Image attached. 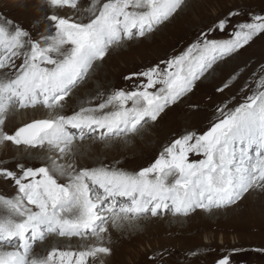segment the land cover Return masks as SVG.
<instances>
[{
	"label": "snow or ice",
	"instance_id": "snow-or-ice-1",
	"mask_svg": "<svg viewBox=\"0 0 264 264\" xmlns=\"http://www.w3.org/2000/svg\"><path fill=\"white\" fill-rule=\"evenodd\" d=\"M43 2L76 15L47 14V25L35 32L0 19V144L33 150L47 146L70 162L58 163L51 156L39 166L0 162V182L16 189L12 196L0 194V264H104L113 252L110 226L135 227L137 221L167 213L213 214L254 193L264 195V61L241 87L242 100L216 104V119L207 128L186 126L147 166L129 170L118 160L103 159L80 163L81 157H91H78L73 147L85 140L127 142L176 108L199 110L192 97L204 81L221 63L264 40V9L230 10L179 54L127 74L126 87L103 86L100 92L97 85L90 99L73 107L74 94L88 86L113 50L149 38L189 0H90L84 13L78 0ZM216 32L229 38L210 35ZM247 68L245 61L244 68L228 71L214 94L231 91ZM38 107L49 115L9 128L10 109ZM50 236L92 237L94 242L34 254L35 246ZM255 251L264 254V248ZM150 259L157 264V257ZM215 264H232L231 255Z\"/></svg>",
	"mask_w": 264,
	"mask_h": 264
},
{
	"label": "rangeland",
	"instance_id": "rangeland-1",
	"mask_svg": "<svg viewBox=\"0 0 264 264\" xmlns=\"http://www.w3.org/2000/svg\"><path fill=\"white\" fill-rule=\"evenodd\" d=\"M15 1L17 0H4L3 3L0 0V19L7 17L8 20L14 21L16 24L18 23L17 25H22L29 31L35 32L37 28L42 31V27L47 25L45 16L52 12H58L46 11L43 20L38 25L29 14L15 7ZM89 3L90 0H80L78 3L79 10L83 11L84 9L85 11L89 7ZM237 7L244 8L245 12L248 13H259L264 9V0H189L188 6L182 10L183 12L180 11V13L175 14L169 21L160 26L154 34H150L149 38L130 43L129 45L132 47V50H126V48L122 54L115 55L114 58L111 53L110 58L106 59V62L96 70L91 81L96 85H102L105 80L103 77L98 78L99 74L104 75L108 70L113 69L121 70L119 74L121 76L117 75L113 80L109 81V84L113 83L115 88L126 87L129 82L124 77L127 74L133 70L138 71L147 65L157 63L161 59L179 54L195 41L197 34L201 30L206 32L208 26L212 25L217 17L227 15L230 10H235ZM59 13L67 16L76 15V12L71 9H59ZM43 22L46 24L44 25ZM210 35H214L216 39L229 38L223 32L210 33ZM245 61L248 62V68L241 72L240 78L231 91H226L224 96L214 94L213 89L219 84L223 76L231 69L236 68L237 65L240 68H244ZM259 61H264V40H257L243 56L235 60H228L227 63H221L220 70L214 76L204 81L196 92V95L192 97V101L200 105L199 110L189 111L187 106L176 108L165 116L164 120L156 125L155 128H144V134L138 137V139L143 141L146 134L151 140L144 143V146H156L158 149L150 156L151 158H146L136 164L134 169H138L140 166H147L162 151L163 147L178 132L184 130L186 126H190L193 130L207 128L209 123L216 119L214 115L215 107L222 100L230 105L234 104L237 100H242L243 94L240 92V89L251 75V72L258 70ZM90 92H93L90 88H83L74 94L73 99H79L83 93H85L83 94L84 96H87ZM22 112L24 113L25 111L22 110ZM157 129H161L162 132H155ZM131 138L133 137L128 138L130 139L128 143L130 146L135 144ZM1 145L4 148H8L6 147L7 144ZM4 152L3 150L0 151V162L7 164V162L11 161V157L6 156L7 152ZM33 152L37 154L46 153V156H51L45 149H25L20 152L18 148L13 150V157L17 159L21 153L32 155ZM89 156L91 158L86 160L90 162H96L100 158L106 161L118 160L120 164L126 163L125 165H130L133 162L130 159L126 161L118 157L117 154H111L107 151L92 153ZM79 162L84 163L82 159ZM40 163L25 164H36L39 166ZM15 165L13 163L7 166L14 167ZM15 192L14 185L0 182V194L12 196ZM220 211L222 213L213 220H207L204 216L194 219L191 222V226H189L187 220L191 217L195 218L196 213L188 217H180L167 213L162 214L158 218L140 220L135 227L129 228L131 232L120 235L126 239H136L134 240V245L129 247V253L125 258L120 260L111 255L110 260H104V264H152L150 258L153 256L157 257V264H215V261L225 254L231 255L232 264H264V254L255 251L256 249L264 248V195L254 193L240 204ZM169 217L182 218L185 225L183 227H174L170 223H165L167 220L163 222ZM56 238L58 239L59 237ZM48 239L44 242L46 243ZM63 239L70 242L73 240L72 237ZM74 240L80 241L81 238L77 237ZM82 242L84 245H91L94 239L87 240L86 237ZM42 243H38L35 246L34 254L39 253L38 255L41 256L47 254L41 252L39 248ZM8 248L10 249V246ZM234 248L237 251L233 253L232 250ZM246 250L247 252H245ZM192 251H198V255L191 256L190 253Z\"/></svg>",
	"mask_w": 264,
	"mask_h": 264
},
{
	"label": "bare ground",
	"instance_id": "bare-ground-1",
	"mask_svg": "<svg viewBox=\"0 0 264 264\" xmlns=\"http://www.w3.org/2000/svg\"><path fill=\"white\" fill-rule=\"evenodd\" d=\"M2 1L4 3V0H2ZM79 1L80 0H78V3H79ZM14 5L20 11H23L26 14H29L35 20V22L38 25L43 20V16H44L46 11H48V12H50V11H58L59 12L58 9H53V8L47 7L44 4L43 0H17V1L14 2ZM88 5L90 6V3ZM80 12L84 13L85 11L83 9V11H80ZM188 13H190V12H188ZM43 24H44V22H43ZM131 48L132 47L130 45L128 47H125V48L124 47L117 48V49L112 51V56L114 58L115 55L122 54L125 51V49L129 50ZM100 70H102V69H100ZM120 71L121 70L113 69V70H108L104 75L103 74H99V76H98V74H97L98 78L103 77L104 80H105L103 82V84L101 85V87L99 88V91L100 92H104L105 91V87H103V86H108V87H111V88H115L113 86V83L109 84V81L111 79L113 80V78H115L117 75H119ZM124 73L126 74V72H124ZM101 75H103V76H101ZM119 76H121V75H119ZM93 77H94V75H93ZM93 77H92V79H93ZM96 80H98V79H96ZM87 87L90 88L93 91L92 93H95L97 91V85L95 83H93V81H91L88 84ZM83 94H85V93H83ZM83 94L80 95L79 99H73L72 98L71 104H72L73 107H78L81 102H85L88 99H90V96H88V95L84 96ZM22 110L25 111V112L23 113ZM48 115H49L48 111L46 109L40 108V107H38L36 109L29 108V109H26V110H24V109H10L9 110V120L7 121V123L9 125V128L11 129V128L23 126L25 123H29L33 119L46 118ZM155 126H153L152 124H147V125H145V128H147V129L148 128H155ZM155 132L161 133L162 130L161 129H157ZM143 134H144V130L139 135L131 138L133 140V142L135 143L134 145H131V146L128 144L129 140H130V139H128L127 142L117 141V142H110L108 144H99V143H96V142L91 141V140H85L82 143L74 144L73 147H74V150L78 149V151H77V156L78 157H81V154L90 155L92 153H99L100 151H107V152H109L111 154H117L118 157L123 158L126 161L128 159H130L131 161H133L130 165H125L126 163H124V164H120V166H124L127 169L132 170V169H134L136 164H138L140 161L142 162V160H144L146 158H149L158 149V147H156V146H153V147L152 146L151 147L144 146V143H147L151 139H150V137L148 135L145 134L144 135V140L140 141L138 139V137H141ZM162 135H164V134L162 133ZM160 137L163 138L162 136H160ZM6 144H7L6 147H8V148H4L0 144V151L3 150L5 152H7L6 156H8L9 158L11 157L10 158L11 161L7 160L9 162H7V164H5V165H10V164H13V163L16 164L18 161L19 162H24L26 164H30V163H34V162H41L40 163V165H41L44 162V157H47L45 155L46 154L45 152H44L45 154H43V153H38L37 154V153L33 152L32 155H29L28 153H26V154L21 153L20 157L15 159L13 157V150L19 148V150L21 152V151H23V150H25L27 148H25L23 146H19V147L15 146V145L11 144V142H8ZM38 149H41V148H38ZM43 149H45V151H47V153L49 152L51 154V157H54L55 159H57V161L59 160L58 163H68V162H70L68 160L66 161V160L58 158L57 154L54 151H49L47 146H45ZM80 159H82L84 161V163H88V164H94L95 163V161L94 162H90V161H88V160H86V159H84L82 157ZM221 213L222 212L220 210L214 212L213 214L196 213L195 214V218L194 217L189 218L187 220V223L189 224V226H191V222L194 219L202 217V216L206 217L207 220H213V219H215L216 216H219ZM230 217H232V216H230ZM182 220H183L182 218L169 217V218L165 219L163 222L166 221L165 223H167V224L170 223L174 227H183L185 225V223ZM137 222H136V224H137ZM129 228H131V227L128 226L127 224L120 230L113 229L110 226L111 241H110V245L109 246H111L112 249H113L112 256L113 257H117L120 260H123L125 258V256L129 253V251H128L129 247L133 246L134 245L133 244L134 240H136V239H132V238L126 239V238L120 236V235H123V233L131 232ZM128 234H130V233H128ZM56 237L57 236H50V239H48V241L46 243L44 242V243L40 244L39 248H40L41 252L46 254L53 247H57V248H60V249L63 248V250L64 249H66V250H75V249H77L78 247H81V246H88V245H84V243L82 242L83 239H81L80 241L79 240H74L77 237H72L73 238L72 242H70L68 240H64L63 238H60V237L57 239ZM89 239L91 240V239H94V238L87 237V240H89ZM5 247L8 248L9 246H5ZM245 252H247V250ZM109 258L110 257H105L104 260H110Z\"/></svg>",
	"mask_w": 264,
	"mask_h": 264
}]
</instances>
